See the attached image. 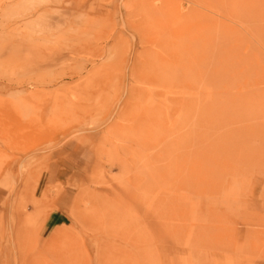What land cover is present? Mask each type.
I'll use <instances>...</instances> for the list:
<instances>
[{"label":"rangeland","instance_id":"374dc122","mask_svg":"<svg viewBox=\"0 0 264 264\" xmlns=\"http://www.w3.org/2000/svg\"><path fill=\"white\" fill-rule=\"evenodd\" d=\"M0 264H264V0H0Z\"/></svg>","mask_w":264,"mask_h":264},{"label":"crops","instance_id":"0c3cea01","mask_svg":"<svg viewBox=\"0 0 264 264\" xmlns=\"http://www.w3.org/2000/svg\"><path fill=\"white\" fill-rule=\"evenodd\" d=\"M51 219H52V220H53V219H54V220H61V219H60L59 217H57V216H56V217L54 216V217L51 218ZM50 222H51V221H50ZM50 222L47 223L48 226H51V225H50Z\"/></svg>","mask_w":264,"mask_h":264}]
</instances>
